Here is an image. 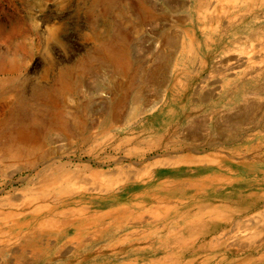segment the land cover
I'll return each mask as SVG.
<instances>
[{
    "label": "rangeland",
    "instance_id": "obj_1",
    "mask_svg": "<svg viewBox=\"0 0 264 264\" xmlns=\"http://www.w3.org/2000/svg\"><path fill=\"white\" fill-rule=\"evenodd\" d=\"M23 1L30 4L25 9ZM167 1L154 0L156 13L152 22L143 26L133 22L128 26V46L132 60L121 64L108 55L102 57V54L94 53L93 43L84 39V34L89 32L88 22L92 15L89 16L85 11H75L72 2L0 0V15L6 22V28L0 30V67L4 65L5 68H20L19 80L28 81H25L27 83H24L22 89L27 88L29 91L39 89L36 82L51 61L57 64L58 69L63 70L67 65H73L72 78L74 81L80 80L77 93L65 91L63 105H69L76 113L74 118L67 115L73 134L64 133L58 120L53 119L32 129L37 133L40 143L44 140L41 148L43 157L37 158L35 167L30 165L33 160L30 156L0 157V209H19L22 207L20 201L23 194L39 190V179L46 167L41 161L47 162L44 157L66 162L72 170L78 164L87 163L96 169L111 170L112 178H129L127 182L114 184L106 192V199L81 197L82 201L88 202L94 209L111 210L110 220L123 225L116 229L117 235L109 236L103 232L98 234L97 231L93 240L94 248L91 250L99 248L109 252L113 246L139 241L153 242L156 248V251H130L116 257L99 255L82 261L86 250L76 248L77 239H87L97 227L78 238L77 229L73 227L66 234L60 235L53 230L41 232L37 222H30L23 228L24 232L13 236L16 239L0 241V264L15 259L21 260L11 264H182L183 255L185 259L193 256V261L189 264H264L262 248L229 250L232 244L248 246L247 234L259 232L256 237L264 240V197L254 204L245 203L246 209L241 208L243 210L222 221L214 229L209 227L205 234L200 233L202 226L199 224L188 230V223L192 218H218V210H214L213 214L208 210L209 202L218 206L219 202L231 201L240 194L264 193V91L258 89L264 88V4L256 5L255 9H245L246 5L239 7V4L219 16L217 22H211L210 15L213 12L208 5L204 10H196L195 0H172L176 9H170ZM181 3L192 8L182 9ZM15 13L32 14L37 33H28L27 42L36 44L38 39L41 42L33 56H25L22 61L11 55L2 59L3 53L12 52V44L7 37V22ZM205 14L208 17H204ZM180 15L187 19V24H176ZM118 23L113 32L117 46L122 44L124 35L120 28L123 27L122 21L119 19ZM54 28L57 30V40H48L49 32ZM184 28L189 30L192 38L187 39L183 50H180L166 36L167 33L174 32L181 37ZM109 40L106 39V44ZM236 61L243 64L233 68ZM6 76V73L0 72V88L6 81L8 83ZM2 80L4 82L1 83ZM7 83L4 85L6 89L9 88ZM117 109L123 113L121 119H104V115H110ZM136 110L143 112L130 118ZM244 114L255 115V122L248 121L243 117ZM255 124L259 127H253ZM12 130L8 126L6 130H0V152L8 140L17 137V132L13 128ZM164 133L168 134L162 139ZM125 138L134 140L125 141ZM120 140V147L113 148ZM218 150L223 152L221 165L194 161ZM246 156H253L257 160L240 163L241 158ZM121 158V164L127 165L133 160L136 167L130 168L127 165L123 171H116V160ZM164 158L172 163L154 165V161ZM187 158H190V162L186 161ZM78 169L81 181H88V187L97 186L90 180L88 171ZM130 178L138 182L148 179L132 185ZM165 180H168L165 194L172 201V207L165 209L160 207V203L148 204L145 200L143 204L146 205L141 208L144 213L137 216L136 222H130V219H135V216L129 215V211L136 210L133 207L136 191L160 192L162 185L158 183ZM199 204H202L201 207ZM123 207L128 210L123 212ZM145 218L152 220L148 224H139L138 221ZM164 227L168 229L164 230ZM144 228L146 230L143 231ZM133 230L142 231L147 236L128 237V233ZM176 235L181 239H177ZM177 240L180 241L175 244L176 248H183V254L171 249L170 252H174L171 253L172 258L166 259L167 250ZM201 244L204 245L203 248L197 250ZM217 253L218 258L215 256ZM247 255L260 260H245ZM221 258L222 260H218Z\"/></svg>",
    "mask_w": 264,
    "mask_h": 264
},
{
    "label": "bare ground",
    "instance_id": "obj_2",
    "mask_svg": "<svg viewBox=\"0 0 264 264\" xmlns=\"http://www.w3.org/2000/svg\"><path fill=\"white\" fill-rule=\"evenodd\" d=\"M65 1H67V3L72 2L73 3L72 5L74 6L75 11H77V12L85 11L86 13L89 14V16L92 15L91 20H89V22H88L89 32L84 34V39L91 41L93 43L94 53H97V54L99 53L100 55L102 54L101 55L102 57H105V55H108L111 58L118 60L121 64L122 63H130L132 60L130 57L131 56L130 55L131 50H130V47L128 46V39H129V37H128L129 36L128 26L133 22L141 23L143 26L144 24L151 21L155 15V13H156L155 12L156 2H154V0H65ZM263 1L264 0H211L210 2H208L207 0H195L194 1V7L196 10H204V8L208 5V7L211 8L212 12H213V15H210V18H212L211 22H217L219 19V16L224 15V13H226V11L229 10V8L238 7L239 4H240L239 5V7H240L241 5L243 6V4H244V5H246L245 9H255L256 5H259V6L263 5L264 4ZM167 2H168L167 5L169 6L170 9H176L175 4L172 2V0H168ZM185 2H187V1H185ZM23 3L25 4V5H23L24 9L26 8V6L30 5L28 3V1L27 2L23 1ZM180 8L185 9V10H189L192 8V6H190V5L186 6L185 3H181ZM157 9H159V8H157ZM209 12H210V10H209ZM31 15L32 14H30V15L26 14L25 15V14L15 13L14 15H12V17L10 19H8L9 21L7 22L8 23V25H7L8 26L7 27V29H8L7 30L8 31L7 37L11 41L12 52H11V54L10 53L9 54L3 53L2 59H4V57L6 58V57L11 55V56H13V58L19 59L22 61V59L24 60L25 56L31 57V56H33L35 50L39 49L40 43H41L40 39H38L36 44H31V43L28 44V42H27L28 33H30V32L37 33V28L34 24V21H33V18L31 17ZM204 17H208V16L205 14ZM234 17H233V19H235ZM119 19L122 21V24H123V27H120V28L122 29L124 35H123V39H122V44L117 46L115 44L116 40H115V37L113 36V32L116 29V27L119 25V23H118ZM186 20H185V18L182 17V15H180L177 19L176 24L177 25L187 24ZM4 24H6L5 19L0 15V30H2V29L4 30V28H6V26H4ZM56 31H57L56 28H54L49 32V35H48L49 39L48 40H57ZM5 37H6V35H5ZM166 37H167L168 41L170 43H172L174 46H176V47L178 46L179 48H181L180 50H183V48L185 46V42L187 41V39L192 38L190 33H189V30H187L186 28L183 29V34L181 37H178V35L175 34L174 32L167 33ZM106 39H108V40L110 39L108 44H106ZM230 42H232V40ZM260 42H262V41H260ZM242 52H243V50H242ZM47 53H48V51H47ZM253 55H255V53ZM47 56L49 57V54H47ZM231 57H232V55H231ZM258 59H259V57H258ZM233 61H234V59H233ZM236 62L237 63H235L236 65H234L233 68L243 64V62H239V61H236ZM16 63H18V62H16ZM12 65L10 64V66H12ZM228 66L230 68L232 67V66H230V64ZM23 68H25V66L22 67V69ZM73 68H74L73 65H69V66L67 65V68L64 70L58 69L57 64L54 61H51L48 65V67H46L44 69V71L42 72V74L39 76L38 82H36L38 84L39 89L38 90L33 89V90L29 91L27 88L22 89V87H24L28 81L25 79L22 81L19 80L21 74L18 73V70L21 71L20 68L16 69V66L5 68L4 65H3V67H0V72L7 74L6 78H7L8 83H9V88H7V89L10 90V91H6L7 89L4 86L7 83V81L5 83H3L2 88H0V130H2V128H4V130H6V126H8L10 131H13L12 130V128H13L17 132V137H12L10 140H8V142H6V144L4 145L3 149L0 152V157L5 156L8 158L9 157L11 158V157L30 156L33 158L30 165L35 167L37 162H38L37 158L43 157V155L41 154V148H42V145L44 144V143L42 144V142L44 140L43 141L41 140L42 142L40 143L39 142L40 140L38 139V136L36 135L37 133L32 131V129L34 127L39 126L40 124L48 123L49 121H52L53 119L58 120L59 126L63 130L64 133H66L67 135L73 134V131L72 132L70 131V126L68 124V122H69L68 120H70V118L67 117V115L68 116L70 115L71 117L74 118L76 116V113L72 111V108L69 105L63 106L65 104L64 103L65 91H71L73 93H77V90L79 89L77 84L80 82V80L74 81L72 78ZM225 68H227V67H225ZM230 70H232V69H230ZM256 71H258V70H256ZM233 72H234V70H233ZM25 81H27V82L25 83ZM2 82H4V80H2L1 83ZM258 89H262V91H264V88L258 87ZM9 92H11V93L9 94ZM11 95H13V98H11ZM141 113L138 110H136L135 113L130 116V118H134V117H136V115H139ZM122 116H123V113L121 112V110L117 109V110H115V112H113L110 115H109V113L104 115V119L106 120V119L112 117V119L117 120V119H121ZM48 117H49V119H48ZM243 117L247 118L248 121L251 120V122H255V119H256L255 115H249V114H247V115L244 114ZM91 124H93V123H91ZM111 124H112V122H111ZM253 127H255V128L259 127V125L255 124V125H253ZM232 129H233V127H232ZM261 129H263V128H261ZM244 130H246V129H244ZM167 134L168 133H164L161 136L162 139L166 138ZM226 134H228V133H226ZM157 136H155V139H158ZM171 139H170V141H171ZM213 139H215V138H213ZM124 140L129 141V140H134V139L133 138H125ZM121 142H122V140H120L118 143H115L113 148L118 149L120 147ZM166 142H167V140H166ZM159 144L160 143H158V145ZM207 144L209 145V143H207ZM164 148H166V146ZM219 148H220V146H219ZM218 151L211 153L207 156L205 155V156L199 157V159H196L194 161L197 163L205 162L208 165H210V164L221 165L220 162H221V159L223 158V152H221L222 150H218ZM47 157H44L47 159V162H45L46 160L44 162L41 161V163L46 165V167H44V169H43L42 178L39 179V183H40V185H38V186H40L39 190L37 192L33 191L32 193L23 194L22 199L20 201V202H22V207H20L19 209H14V210L11 209V210H7V211L0 209V241L9 242L12 239H16L13 237L15 234H19L21 232H24L23 228L28 226L30 224V222H37L38 228L41 232H46V230L47 231L53 230L60 235L66 234L67 231L69 230V228L73 227V228H75V230L77 229L76 235H79L78 238H81L82 236L86 235V233L88 234L90 232V230L97 227V229L92 231L93 232L92 236H88L87 239H83L84 237L81 240L77 239L78 243L76 245V248H83L86 250L85 253L83 252L84 255L82 256V259H83L82 261L91 260L93 258H96L99 255L116 257V256L123 254V253H129L130 251H137V250L141 251V250H146V249H151L152 251H156L155 244L153 242L141 243L140 241L139 242H133L131 244L129 243V244H123L120 246H113V248L109 252L104 251V250L99 249V248L97 250L92 251L91 249L94 248L93 240L95 239V236L97 235V231H98V234H99V232H100V234H101V232H103L105 234L108 233L109 236L117 235L118 231L116 229H120V227L121 226L123 227V225L121 223H114L112 220H110L111 210H104V211L102 210L101 211L99 209H94L88 202L82 201L81 197L90 196L91 198L106 199L107 194H108L106 192L109 191L114 184H117L119 182H127V180L129 178H126L123 180H119L120 177H118V176H115L112 178L111 176L113 175V173L111 172V170L96 169L87 163L78 164L77 167H75L72 170V169H70V166L68 163L61 162L58 159H56V160L49 159L48 160L49 157L48 158ZM191 159L193 160L194 158H191ZM121 160H122V158L119 160L118 159L116 160V164H117L115 167L116 171H119V170L123 171V169L127 165L130 168L136 167V165H135L136 162H134L133 160H132L133 162L131 161L127 165L121 164ZM256 160H257V158H255L253 156L252 157L246 156L244 158H241V160L239 162L246 164L248 162H254ZM186 161L190 162V158H187ZM157 163H158V165H162V164L163 165H170L172 162H170L169 159L164 158V159H160V161H154V165ZM78 168H80V169L82 168L86 172L88 171L89 172L88 175L91 178L90 180L93 183L97 184V186L96 187H88L87 186L88 181H81L79 179V176H78L79 172H80V171H78L79 170ZM147 179L140 180V182H138V180H136V179L135 180L131 179L130 184L134 185L136 183H143ZM221 179H222V176H221ZM217 180H219V179H217ZM167 181L168 180H165V181L158 183V184L162 185L160 192L152 191V192L137 193V191H136V194L133 197L134 198L133 204L135 205L133 207L136 208V210L134 209L135 211L134 210L129 211V215L135 216V219L132 218L134 220H131L129 218L130 222H132V223L136 222L137 216L144 213L141 211L142 210L141 208H143L142 205H144V206L146 205V204H143L144 202H146L145 200L148 201V204H150L152 202L160 203L161 204L160 207L165 208V209L169 208L172 205V201L167 197L168 195L165 194L166 193L165 189L167 187V186H165V184H167ZM169 188H171V187H169ZM169 191H171V189ZM230 193H232V192H230ZM263 197H264V193L260 191L258 193H256V192L254 194L250 193V194H247L244 196H242L240 194V196L236 197L235 199H233L231 201L226 200V201L219 202L220 204L218 206L216 204L213 205L214 202H209V204H208L209 209L208 210L210 211L211 214L214 213L213 212L214 210H218V218L215 220H213V219L210 220V218L205 220V218L203 217L204 220H194V218L191 217L192 219L189 220V223H188V227H189L188 230L192 229L193 227L194 228L197 227V225L199 224L202 226V229L200 228V233L204 232V234H205V232L208 231L209 227L211 229H214L222 221L227 220L229 217L233 216L236 212L243 210L241 208L246 209L247 204L244 205L245 203L252 202V204H254L255 202H258ZM54 205H55V207H54ZM115 205H117V204H115ZM201 205L202 204H199V207H201ZM188 209H186V210H188ZM127 210H128V208H125V207H123V209H122L123 212H125ZM154 212H157V211H154ZM150 213H151V211H150ZM168 213H169V211H168ZM157 215L160 216L159 213ZM154 219H157V218L155 217ZM151 220H152V218H151ZM151 220L145 218V219H140L138 222H139V224H141V223H147L148 224V223H150ZM113 224H115V226H113ZM138 226H140V225H138ZM171 226H173V224ZM130 228H132V227H130ZM152 228L155 229V227H152ZM163 229L167 230L168 228L164 227ZM142 230L144 231L146 229L144 228ZM169 233H170V231H169ZM204 234H200V235H204ZM258 234H259V232H255V234H253V233L247 234L246 239L249 243L248 246L243 247V246H240L239 244H232V245H230L229 250L232 251L233 249H236V250L240 249V250L244 251L245 248H254V249H258V250L260 248H262V250H264V240H263V238H257L256 236H258ZM128 235H129L128 237H130V238L134 235H139V236H143V237L147 236L144 232L139 231V230H133V231L129 232ZM179 235H182V234L179 233ZM150 236L152 237V235H150ZM97 237H99V236H97ZM176 237H177V239H181V238H178L177 235H176ZM158 239H160V238H158ZM143 240H145V239H143ZM114 241H119V240H114ZM150 241H151V239H150ZM179 241L180 240L175 241L174 246L169 247V250H167L166 259H168L172 256L171 253H174V252H170L171 249L179 250V252L181 254H183L184 249L178 248V247L176 248V245H175ZM66 242H67V240H66ZM121 243H122V241H121ZM203 246L204 245H202V244L199 245L197 250L202 249ZM193 247L196 248L195 246H193ZM165 248H166V246H165ZM76 252H78V251H76ZM163 252H166V250ZM183 256L181 258L182 264H189L190 261L191 262L193 261L191 259L193 256L191 258H188V259H185L186 257H183ZM215 256H216V258H218L219 257L218 253L215 254ZM252 256L247 255V256H245L244 259L245 260L251 259L253 262L254 261L257 262L260 260V258L252 257ZM259 257H260V255H259ZM184 259H185V261H184ZM20 260H18V259L9 260V261H7L5 263L3 262V263L4 264L17 263ZM178 260H179V258H178ZM218 260H222V258L218 259ZM174 264H176V263H174Z\"/></svg>",
    "mask_w": 264,
    "mask_h": 264
}]
</instances>
